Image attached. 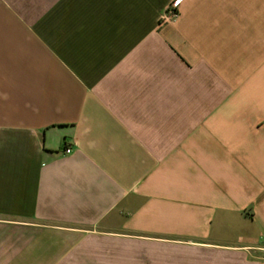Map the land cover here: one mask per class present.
Returning a JSON list of instances; mask_svg holds the SVG:
<instances>
[{
    "label": "crops",
    "instance_id": "0c3cea01",
    "mask_svg": "<svg viewBox=\"0 0 264 264\" xmlns=\"http://www.w3.org/2000/svg\"><path fill=\"white\" fill-rule=\"evenodd\" d=\"M174 1L0 0V264H264V0Z\"/></svg>",
    "mask_w": 264,
    "mask_h": 264
},
{
    "label": "built area",
    "instance_id": "2783aa9c",
    "mask_svg": "<svg viewBox=\"0 0 264 264\" xmlns=\"http://www.w3.org/2000/svg\"><path fill=\"white\" fill-rule=\"evenodd\" d=\"M183 0H175L174 2H172L169 7L168 10L166 11V13L162 16L161 20L163 22H173L177 19L178 14H177V10H178V6L180 5V3ZM72 152V149L70 147L65 148L63 150V153L65 155H69Z\"/></svg>",
    "mask_w": 264,
    "mask_h": 264
}]
</instances>
